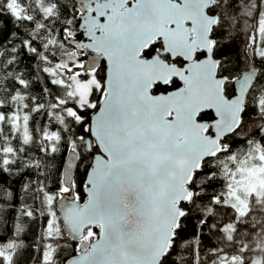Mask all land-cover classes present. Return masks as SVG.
<instances>
[{
	"label": "trees",
	"instance_id": "1",
	"mask_svg": "<svg viewBox=\"0 0 264 264\" xmlns=\"http://www.w3.org/2000/svg\"><path fill=\"white\" fill-rule=\"evenodd\" d=\"M81 1L0 0V233H5L0 243L13 239V264H63L78 250L79 241L66 233L56 202L71 190L80 201L86 199L85 178L98 151L90 120L105 93L100 82L90 103L82 104L72 90L75 79L90 77L83 68L85 55L67 41L81 37ZM210 11L219 15L212 36L219 74L228 77L227 95L251 62L258 72L242 123L226 138L228 151L206 158L196 172L193 197L182 203L186 213L161 264H222L232 254L264 247V205L238 215L228 201L242 158L258 148L264 151V37L258 38L264 0H217ZM104 72L100 65L99 81ZM179 84L173 78L156 83L154 91ZM199 118L211 120L213 112L205 110ZM70 149L78 152L72 188L63 182ZM97 235V227H89L84 237Z\"/></svg>",
	"mask_w": 264,
	"mask_h": 264
},
{
	"label": "water",
	"instance_id": "2",
	"mask_svg": "<svg viewBox=\"0 0 264 264\" xmlns=\"http://www.w3.org/2000/svg\"><path fill=\"white\" fill-rule=\"evenodd\" d=\"M91 1L82 0L81 10ZM215 2L102 0L94 15L90 8L81 15L89 40L67 38L79 52L89 47L85 68L104 57L106 70L105 94L90 120L98 151L85 178L86 199L71 190L57 200L66 233L79 241L63 264H161L186 213L182 203L193 197L196 172L206 158L228 151L226 138L242 123L258 70L251 62L227 95L228 77L219 74L214 54ZM157 37L163 49L142 56ZM200 51L205 55L197 58ZM167 52L185 63L168 61L161 55ZM173 77L180 86L154 91ZM205 110H212L211 120L199 118ZM77 158L70 149L63 164L70 188ZM89 227L98 230L92 241L84 238Z\"/></svg>",
	"mask_w": 264,
	"mask_h": 264
},
{
	"label": "rangeland",
	"instance_id": "3",
	"mask_svg": "<svg viewBox=\"0 0 264 264\" xmlns=\"http://www.w3.org/2000/svg\"><path fill=\"white\" fill-rule=\"evenodd\" d=\"M264 37V16L260 19L258 25V38ZM94 85L98 86L99 82L94 75L87 80L75 79L72 90L78 96L79 103H90V94ZM228 201L233 205L238 215L245 214L252 205H264V151L256 149L249 151L241 160L234 170ZM28 214H31L28 213ZM55 215V214H54ZM233 229V224L228 227ZM14 232H17L16 229ZM231 234V231L229 232ZM5 235L4 232L0 236ZM1 238V237H0ZM13 239L0 243V255L3 256L4 264H13L15 244ZM9 245L6 248L2 247ZM12 245L13 248H12ZM264 247L259 249H245L237 256L232 254V258H225L222 264H264ZM52 253L45 254V257Z\"/></svg>",
	"mask_w": 264,
	"mask_h": 264
},
{
	"label": "flooded vegetation",
	"instance_id": "4",
	"mask_svg": "<svg viewBox=\"0 0 264 264\" xmlns=\"http://www.w3.org/2000/svg\"><path fill=\"white\" fill-rule=\"evenodd\" d=\"M102 0H92L90 3H88L87 5H86V9L84 10V11H82L81 10V15L83 14V13H85V12H87L88 10H89V8L91 9L92 7H94L95 5H98L97 3H100ZM132 3V1H128V3L127 4H131ZM211 7V6H210ZM91 10H93V9H91ZM209 12H211L210 11V8H209ZM96 13V10H93V12H92V14L94 15ZM211 13H215V12H211ZM81 19V18H80ZM103 19V16H100V20H102ZM80 22H81V20H80ZM81 30V37H79V38H77V39H83V40H89V38L88 37H86V36H84V31L82 30V29H80ZM212 32H213V30H212ZM213 37V36H212ZM214 38V37H213ZM154 45H156V46H158L157 47V49L156 50H154L153 52H151L150 54H148V51H149V49H151ZM214 46H215V44H214ZM163 47H164V40H163V38L162 37H157L151 44H150V46L148 47V48H146V49H144V51H143V53H142V56H145V57H150V56H152L153 54H155V53H157V52H160L162 49H163ZM83 48L84 49H82L80 52H82L84 55H85V62H84V66H83V68L85 69V70H87V73L91 76V75H94L96 78H97V80H98V82H99V85H100V82H101V86L103 85V83H104V79H105V72H104V77H103V80L102 81H99V79H98V75L96 74V72H97V69H98V67L100 66V65H105V70H106V62H105V59H104V57H102L101 58V60H100V62L98 63V65H96L95 67H93V68H85V64H86V61H87V58H88V56H89V54L91 53V51L89 50V47L87 46V44H83ZM215 54V53H214ZM165 59H167L168 61H174L175 63H177L179 66H182L184 63H185V60L181 57V56H179V55H177L176 57H172V55L169 53V52H167V53H162L161 54ZM205 55V52L204 51H200V52H197L196 53V57L197 58H201L202 56H204ZM216 56V55H215ZM217 57V56H216ZM220 59V58H219ZM173 78H175V77H173ZM172 78V79H173ZM171 79V80H172ZM176 79H178V78H176ZM170 80V81H171ZM228 82V81H227ZM160 83V82H159ZM162 84V83H161ZM168 84V83H167ZM227 84V83H226ZM181 85V82H180V84L178 85V86H180ZM177 86V87H178ZM176 88V87H175ZM105 91V90H104ZM160 92V91H159ZM162 92H166V91H162ZM234 93H235V88H234ZM233 93V94H234ZM233 94H231V95H233ZM231 95H228V96H231ZM212 111V110H211ZM213 117H214V114H213ZM88 145H90V144H88Z\"/></svg>",
	"mask_w": 264,
	"mask_h": 264
},
{
	"label": "bare ground",
	"instance_id": "5",
	"mask_svg": "<svg viewBox=\"0 0 264 264\" xmlns=\"http://www.w3.org/2000/svg\"><path fill=\"white\" fill-rule=\"evenodd\" d=\"M217 1V0H216ZM5 236V235H4ZM9 236V235H8ZM10 237V236H9ZM11 238H12V235H11ZM6 239V238H5ZM10 239V238H9ZM6 241V240H5ZM8 241V240H7Z\"/></svg>",
	"mask_w": 264,
	"mask_h": 264
}]
</instances>
